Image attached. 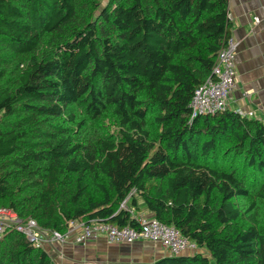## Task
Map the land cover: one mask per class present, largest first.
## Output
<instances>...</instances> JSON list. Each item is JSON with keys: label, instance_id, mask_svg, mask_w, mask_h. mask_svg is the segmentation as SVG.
<instances>
[{"label": "trees", "instance_id": "16d2710c", "mask_svg": "<svg viewBox=\"0 0 264 264\" xmlns=\"http://www.w3.org/2000/svg\"><path fill=\"white\" fill-rule=\"evenodd\" d=\"M228 0H0V205L41 227L136 225L138 195L204 248L154 264H264V122L190 121ZM190 253V252H189ZM12 231L0 264H52Z\"/></svg>", "mask_w": 264, "mask_h": 264}, {"label": "built area", "instance_id": "2783aa9c", "mask_svg": "<svg viewBox=\"0 0 264 264\" xmlns=\"http://www.w3.org/2000/svg\"><path fill=\"white\" fill-rule=\"evenodd\" d=\"M264 8V0H263ZM231 20L230 16L228 15ZM255 21L259 17L254 18ZM238 42L229 35L218 50L211 74L194 91L189 103L191 108L190 121L199 115L215 114L228 109L231 91L236 86V53ZM241 116H252V111L235 109ZM131 193L121 202L120 207L127 209V201ZM136 225H118L108 218H91L89 220H73L64 232L58 229L41 227L35 218L20 217L10 207L0 205V237L18 231L36 248L45 246H61L65 242L84 243L85 241L103 235L110 243L132 244L138 240L157 242L170 255H180L188 251L196 252L199 246L172 224L159 220L156 216L133 217ZM77 230L73 235L72 231ZM61 252V251H60ZM199 252V251H198Z\"/></svg>", "mask_w": 264, "mask_h": 264}, {"label": "crops", "instance_id": "0c3cea01", "mask_svg": "<svg viewBox=\"0 0 264 264\" xmlns=\"http://www.w3.org/2000/svg\"><path fill=\"white\" fill-rule=\"evenodd\" d=\"M263 0H228L231 18L230 35L238 42L236 53V86L231 91L228 109L252 111L264 122V8ZM259 17L255 21V17ZM129 198L127 209L131 217L155 216L140 196ZM77 230L72 231V235ZM52 264H154L170 253L157 242L138 240L132 244L110 243L97 235L84 243L65 242L59 246H45ZM44 249V248H42ZM61 251V252H60ZM199 252L210 255L204 248ZM193 253H182L187 255Z\"/></svg>", "mask_w": 264, "mask_h": 264}, {"label": "rangeland", "instance_id": "374dc122", "mask_svg": "<svg viewBox=\"0 0 264 264\" xmlns=\"http://www.w3.org/2000/svg\"><path fill=\"white\" fill-rule=\"evenodd\" d=\"M105 1H107V0H105ZM200 249H201V248L199 247L198 250H197L196 252H198ZM188 252H191V251H188Z\"/></svg>", "mask_w": 264, "mask_h": 264}]
</instances>
